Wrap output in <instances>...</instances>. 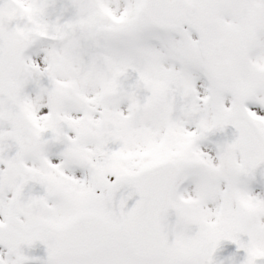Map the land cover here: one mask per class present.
Returning <instances> with one entry per match:
<instances>
[{
  "label": "snow or ice",
  "instance_id": "obj_1",
  "mask_svg": "<svg viewBox=\"0 0 264 264\" xmlns=\"http://www.w3.org/2000/svg\"><path fill=\"white\" fill-rule=\"evenodd\" d=\"M0 264H264V0H0Z\"/></svg>",
  "mask_w": 264,
  "mask_h": 264
}]
</instances>
